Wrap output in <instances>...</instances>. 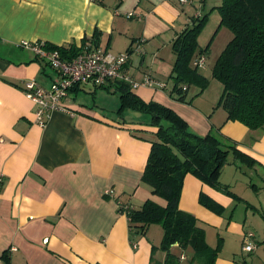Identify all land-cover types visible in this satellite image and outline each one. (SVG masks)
<instances>
[{"label":"crops","instance_id":"1","mask_svg":"<svg viewBox=\"0 0 264 264\" xmlns=\"http://www.w3.org/2000/svg\"><path fill=\"white\" fill-rule=\"evenodd\" d=\"M204 1L0 0V262L162 264L166 259L158 248L162 227L151 224L145 235L131 238L128 217L118 209L140 207L147 198L165 203L141 181L157 130L149 116L132 110L137 114L131 117V109L110 116L84 98L76 100L80 85L69 93L71 111H54L41 126L23 91L28 80L49 89L58 73L21 41L78 47L95 40L115 54L130 51L125 72L135 81L151 71L166 83L140 86L132 89L135 94L170 107L196 134L219 128L253 159L247 164L229 153L219 180L233 195L187 173L179 208L197 218L210 246L220 241L214 264H264V254L257 253L258 242H264V129L225 120L215 100L194 104L171 95L175 54L164 50H172L191 17L202 16ZM107 91L116 93L113 87ZM106 189L112 195L104 194ZM201 194L219 203L221 213L201 204ZM245 233L253 235L255 255L242 250ZM171 251L182 254L176 244Z\"/></svg>","mask_w":264,"mask_h":264},{"label":"trees","instance_id":"2","mask_svg":"<svg viewBox=\"0 0 264 264\" xmlns=\"http://www.w3.org/2000/svg\"><path fill=\"white\" fill-rule=\"evenodd\" d=\"M217 8L220 24L232 33L212 68V76L222 85L217 106L225 110V120L239 121L251 130H263L264 0H221ZM205 19L206 14L191 17L190 25L179 32L172 42L175 60L171 73V95L181 102L191 101L187 99L190 85L204 88L208 82L197 66L192 64L199 55L207 53V47L197 46V35ZM94 36L93 39H96L97 33ZM86 44L98 46L95 40L91 43L83 40L78 47L72 43L58 46L44 42L43 48L57 50L61 58L71 59ZM97 87L107 90L113 87V92L118 93V113L124 109L144 113L149 116V125L157 129L141 181L151 187V194L162 198L165 203L159 204L147 198L137 208L127 204L119 206V211L128 217L131 238L145 235L151 224H159L163 236L158 248L166 253L162 264H181L180 255L171 251L175 244L182 254L187 250L191 252L188 264H214L220 241L215 247L210 246L197 218L179 208L184 176L190 173L209 186L233 195L229 186L219 180L229 153L247 164H252L253 159L239 150L235 141L221 134L219 128L211 129L205 135L196 134L189 130L187 122L173 109L153 100H143L123 81ZM199 201L211 211H222L219 203L203 194ZM154 248L152 246V250Z\"/></svg>","mask_w":264,"mask_h":264},{"label":"built area","instance_id":"3","mask_svg":"<svg viewBox=\"0 0 264 264\" xmlns=\"http://www.w3.org/2000/svg\"><path fill=\"white\" fill-rule=\"evenodd\" d=\"M182 3L187 0H180ZM128 13L127 16H132ZM196 14L195 16H198ZM140 42L134 44L139 49ZM43 41H21L20 46L31 50L36 56L48 63L58 73L49 89H44L35 84L33 80L24 83L23 91L35 104V122L41 126L45 125L54 111L70 112V91L80 85H92L97 87L105 85L110 81H123L132 89L140 86L153 85L164 88L166 83L145 75L142 81H135L126 74L125 66L130 57V51L121 53L109 52L100 46L84 45L81 51L71 59H63L57 50H46ZM204 60V55H199L193 60V65L198 66ZM185 88V86H184ZM2 178L0 177V185ZM104 194L112 195L111 189L104 190ZM122 204H119V206ZM256 244L252 233H245L242 238V250L253 252ZM180 260L184 255L180 254ZM0 264H4L0 262Z\"/></svg>","mask_w":264,"mask_h":264},{"label":"rangeland","instance_id":"4","mask_svg":"<svg viewBox=\"0 0 264 264\" xmlns=\"http://www.w3.org/2000/svg\"><path fill=\"white\" fill-rule=\"evenodd\" d=\"M220 4L221 0H205L204 5L201 6L203 12L202 15L206 14V19L197 35V46L198 48L207 47V53L204 55L203 62L198 65L197 68L198 71L208 79V82L204 88H201L196 84H192L188 89V99H193L192 102L194 104H209L215 100L214 106L217 108L221 107L217 106V102L221 94L222 85L220 81L212 76V68L216 59L224 50L232 36L231 31L225 25L220 24V14L217 8V6ZM172 51L173 50H171V47H168L166 50H164V53L173 55ZM149 74L154 79L157 78L156 80H159L163 83L165 82L164 80L158 79V77L151 71ZM81 98L87 100V102L91 105L98 106L110 116L117 117L119 115L117 112L119 96L116 93L109 92L104 88H95L94 90V87L91 85H82V89H80L76 95V100H81ZM127 114L133 117L137 114V112L128 110ZM229 157H231V155ZM158 227H160V225ZM257 253L264 254L263 241L258 242ZM248 254L255 255L254 252H250ZM183 255L184 259L181 261L183 264H187V259H189L190 255L188 256L184 252Z\"/></svg>","mask_w":264,"mask_h":264}]
</instances>
